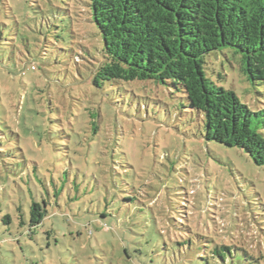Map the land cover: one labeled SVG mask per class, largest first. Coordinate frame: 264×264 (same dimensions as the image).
Wrapping results in <instances>:
<instances>
[{
  "label": "rangeland",
  "instance_id": "374dc122",
  "mask_svg": "<svg viewBox=\"0 0 264 264\" xmlns=\"http://www.w3.org/2000/svg\"><path fill=\"white\" fill-rule=\"evenodd\" d=\"M88 1L0 0V264H233L244 237L264 241V166L206 140L204 113L169 84L97 87ZM233 52L208 55L207 76L264 107ZM33 198L49 216L32 234L18 208L29 222ZM169 207L191 231L159 232ZM222 237L226 262L212 253Z\"/></svg>",
  "mask_w": 264,
  "mask_h": 264
},
{
  "label": "trees",
  "instance_id": "16d2710c",
  "mask_svg": "<svg viewBox=\"0 0 264 264\" xmlns=\"http://www.w3.org/2000/svg\"><path fill=\"white\" fill-rule=\"evenodd\" d=\"M88 4L103 41L102 59L93 72L97 87L136 79L169 84L186 94L191 108L204 113L206 140L240 148L264 166V107L251 108L205 71L208 55L233 50L241 56L247 79L264 84V0H89ZM2 95L0 120H5L7 106ZM170 207L158 212L159 232L179 227L191 231L189 217H173ZM18 210L20 224L29 223L32 234L49 216L48 204L34 198L29 222ZM11 216L6 214L4 221L11 222ZM243 240L237 249L245 255L233 264H257L260 258H253L245 248H258L263 258L264 241ZM231 245L222 237L212 253L226 262Z\"/></svg>",
  "mask_w": 264,
  "mask_h": 264
}]
</instances>
